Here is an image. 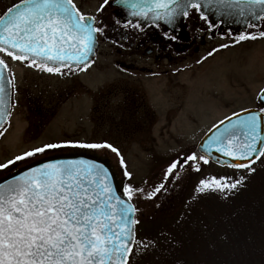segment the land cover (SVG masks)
<instances>
[{
	"label": "snow or ice",
	"instance_id": "6c2138e0",
	"mask_svg": "<svg viewBox=\"0 0 264 264\" xmlns=\"http://www.w3.org/2000/svg\"><path fill=\"white\" fill-rule=\"evenodd\" d=\"M110 0L96 9L102 12ZM138 18L124 27L140 29L141 20H151L173 27L179 18L199 20L208 30L219 27L213 16L238 17L247 28L264 23V0H116ZM117 23H120L117 20ZM105 34L97 16L81 10L76 0H19L0 14V53L12 61L52 75L65 76L86 72L94 63L93 55L99 37ZM175 40V35L165 33ZM259 37L264 38V28ZM256 34L242 32L236 42L257 39ZM230 45L221 44L197 64ZM180 71V69H177ZM5 59L0 58V118L7 119L5 83L15 87L14 76ZM257 100L258 110L242 108L225 115L211 136L200 144V151L177 153L161 168L155 180L132 183L120 149L108 140L95 142L64 140L33 146L4 162L0 170L17 162L37 157L50 150L65 147L110 152L118 159L124 180L117 188L111 170L92 159L49 160L29 167L19 174L0 181V264H135L136 258L155 253L171 242L169 233L160 230L156 236H139L143 223L141 202L155 203L170 194L173 181L182 174H201L213 153L222 167L243 170L238 178L224 175H202L192 189L191 200L210 193L222 199L234 197L244 189L253 167L264 160V88ZM241 113H244L243 115ZM235 117V119H233ZM227 121V123H225ZM212 129H209L212 132ZM4 133L0 132V136ZM180 223V221H177Z\"/></svg>",
	"mask_w": 264,
	"mask_h": 264
},
{
	"label": "rangeland",
	"instance_id": "374dc122",
	"mask_svg": "<svg viewBox=\"0 0 264 264\" xmlns=\"http://www.w3.org/2000/svg\"><path fill=\"white\" fill-rule=\"evenodd\" d=\"M16 1L0 0V14ZM190 34H197V38L203 35L205 42H196L197 50L193 45L184 53L171 52L170 61L156 62L146 57V53L139 54L121 45L106 30L99 37L93 65L86 72L65 76L33 71L0 53L15 78L17 92L12 101L13 116L1 131L4 134L0 136V162L43 143L108 140L123 154L128 170L134 174L132 183L157 179L162 166L177 153L197 151L199 139L225 115L258 107L257 94L264 88L262 37L257 35L255 40L237 43L215 29L210 32L208 25ZM221 44L230 46L213 53L201 64L196 63ZM118 50L126 52L120 54ZM119 60L148 67L150 72L126 69ZM69 150L90 149L50 150L0 170V176L24 162ZM90 151L109 159L121 184L124 177L115 155ZM256 166L264 169V160ZM210 174L236 178L245 175L242 170L211 163L203 166L201 174L190 171L182 174L179 182L169 185L171 193L155 202L161 208H156L153 202H141L143 223L138 226V235L150 236L158 230L168 202L176 199L184 183L189 182L192 190L202 175ZM258 176L261 178L252 180L253 186L262 191L264 170L252 177ZM144 257H137L135 264H148Z\"/></svg>",
	"mask_w": 264,
	"mask_h": 264
},
{
	"label": "trees",
	"instance_id": "16d2710c",
	"mask_svg": "<svg viewBox=\"0 0 264 264\" xmlns=\"http://www.w3.org/2000/svg\"><path fill=\"white\" fill-rule=\"evenodd\" d=\"M261 170L247 177V186L238 195L228 199L215 193L202 195L191 200V208L186 204L192 190L189 182L184 183L176 199L168 202L158 230L150 235L164 230L171 242L146 254L144 260L148 264H264V187L256 191L252 182L261 178L252 177Z\"/></svg>",
	"mask_w": 264,
	"mask_h": 264
},
{
	"label": "flooded vegetation",
	"instance_id": "af4514ba",
	"mask_svg": "<svg viewBox=\"0 0 264 264\" xmlns=\"http://www.w3.org/2000/svg\"><path fill=\"white\" fill-rule=\"evenodd\" d=\"M76 2L82 11L97 16L98 20L103 22L105 33L106 30H109L110 35L113 37L115 36L118 43L127 48L135 49L136 52H141L139 54L146 53V57L152 58L156 62H162L164 60L170 61L173 54L186 52L189 47L195 45L199 40L202 43L205 42V37L203 35H200L197 38V34H190V31L197 33V31L203 27H205V29L207 28V25H203L202 21L199 20L198 17L187 20L181 18L180 20H176L173 27H169L168 25L157 26L153 23L140 22L142 28L137 29L131 26L124 27V24H126L128 20H132L133 23H135L138 18L129 16L124 10V7L116 3V0H110L104 10L99 13H97L96 9L103 3V0H76ZM117 20H119L120 23H117ZM217 24L219 27L215 28V30L218 34L229 37L230 39L236 38L237 40L239 36L234 37L231 30L227 29L219 22ZM261 28H264V23L260 24L256 28H247L246 32L255 34L259 32ZM166 32L171 35H175L176 39L172 40L166 38ZM202 43L200 45H203ZM198 47L199 46L197 44L194 46V49L197 50ZM125 52V50H118V53L120 54H124ZM171 52L173 54H171ZM127 53L131 54L132 52L127 51ZM118 63L126 69L137 70L145 73L150 72L148 67H137L132 62L119 60ZM26 68L29 67L26 66ZM29 69L39 72L34 68ZM16 93L17 92L14 88H11V108L10 115L8 116V122L13 116L12 101L15 98Z\"/></svg>",
	"mask_w": 264,
	"mask_h": 264
},
{
	"label": "water",
	"instance_id": "95a60500",
	"mask_svg": "<svg viewBox=\"0 0 264 264\" xmlns=\"http://www.w3.org/2000/svg\"><path fill=\"white\" fill-rule=\"evenodd\" d=\"M124 10L128 13V10L127 9L124 8ZM180 19L181 18H179L177 20H180ZM212 19L213 20H220V19H218L215 16H213ZM140 22H145V23L150 22V23H152L151 21H140ZM216 22H220L224 27L233 30L234 33L235 32H237V33L238 32H241V31H243L246 28V25L241 22V18H238V17H225L223 19V22H221V20L220 21H216ZM159 24L161 26H166L167 25V24L163 23L162 21L159 22ZM94 55H95V53H94ZM94 55H93V57H94ZM4 75H5L6 79H9L8 72H5ZM5 88H6V93H5V97H4L5 98V101H6L5 109H6V112L9 113V108H10V87H8L7 84L5 83ZM249 109L258 110V108H249ZM241 114L243 115L244 113H241ZM233 119H235V117H233ZM6 120L7 119L0 118V128L6 122ZM225 123H227V121ZM215 131H216V129H212V132L207 131L202 136V138L199 140V142L197 143V146H196L198 151H200L199 146L204 141V139H206L207 137L211 136L212 133L215 132ZM217 156H220V154L213 153V157H212V161L211 162H213L214 164H216L218 166H221V165L215 163V160H216V157ZM78 159H92V160H96L98 162L103 163L106 167H108L111 170V172H112V174L114 176V183L117 186V188H120L121 187V184H120L119 180L117 179L116 174H115V172H114L111 164L109 163V161L107 159L102 158L100 156H97L95 154L80 153V152H78V153L77 152L76 153H61V154H55V155H51V156L42 158V159H40L38 161H35V162H33V163L29 164V165H26L24 167H21V168L17 169L16 171H14V172L10 173L9 175L5 176L4 178L0 179V181L5 180V179H8V178H10V177H12V176H14L16 174H19L22 171L26 170L27 168L32 167V166H35L36 164L41 163V162H46V161H49V160H78ZM220 159L223 161L226 158L220 156Z\"/></svg>",
	"mask_w": 264,
	"mask_h": 264
}]
</instances>
